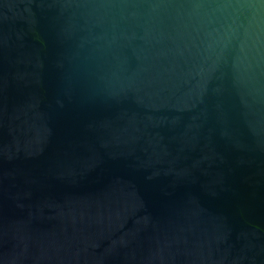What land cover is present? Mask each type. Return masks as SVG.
I'll list each match as a JSON object with an SVG mask.
<instances>
[{
	"label": "water",
	"instance_id": "water-1",
	"mask_svg": "<svg viewBox=\"0 0 264 264\" xmlns=\"http://www.w3.org/2000/svg\"><path fill=\"white\" fill-rule=\"evenodd\" d=\"M0 264H264V0H0Z\"/></svg>",
	"mask_w": 264,
	"mask_h": 264
}]
</instances>
